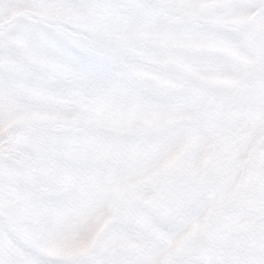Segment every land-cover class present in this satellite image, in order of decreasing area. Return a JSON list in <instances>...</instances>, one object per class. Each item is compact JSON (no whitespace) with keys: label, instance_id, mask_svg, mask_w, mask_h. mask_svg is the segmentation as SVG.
<instances>
[{"label":"snow or ice","instance_id":"snow-or-ice-1","mask_svg":"<svg viewBox=\"0 0 264 264\" xmlns=\"http://www.w3.org/2000/svg\"><path fill=\"white\" fill-rule=\"evenodd\" d=\"M0 264H264V0H0Z\"/></svg>","mask_w":264,"mask_h":264}]
</instances>
